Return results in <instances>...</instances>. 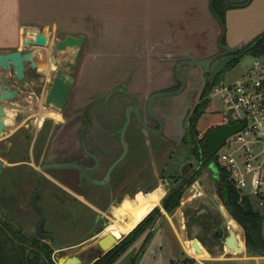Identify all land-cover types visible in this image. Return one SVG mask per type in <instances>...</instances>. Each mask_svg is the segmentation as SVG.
Here are the masks:
<instances>
[{
  "label": "flooded vegetation",
  "instance_id": "1",
  "mask_svg": "<svg viewBox=\"0 0 264 264\" xmlns=\"http://www.w3.org/2000/svg\"><path fill=\"white\" fill-rule=\"evenodd\" d=\"M35 46L41 48L40 57L42 53L45 56L43 63L38 67H31L30 63H26L22 79L16 78L13 69H4L0 66V89L2 80H5L9 89L17 91L16 97L9 102L20 98L31 102V99H39L38 94L44 93L43 102L46 105L45 95L54 83L58 70L63 69L61 64L66 63L73 56L69 51L54 52L56 59L54 63L50 58L51 48L47 50V46ZM83 49L84 43L76 55L73 68L63 69L65 76L72 77V85L61 108L46 105L51 107L54 111L53 115L60 116V119L50 121L47 128H45V122L40 123L36 136H31L32 123L20 125L28 129L25 136H19V139L24 141L22 152L9 146L12 141H4V156L7 160H16L8 162L9 167H7L0 159L4 164L0 174V221L18 231L20 238L35 236L47 243L52 249V260L55 264H57L55 260L57 252L73 247L75 240L85 239L95 232L101 223L108 222L107 216L111 208L121 203L126 197L133 198L138 189L148 191L151 184L156 179H163L167 171L174 176L170 187L183 186L185 181L189 180L198 169L196 154L193 152L192 161L174 164L172 160L169 165L173 155L172 151L168 154L169 146L174 145L178 148L179 145H183L188 147L190 152L198 146L199 152L203 154L204 150L200 148L199 140L208 131L202 136L198 134L195 137L192 121H197L195 128L197 130V124L202 115L198 119L196 115L202 110L207 100L210 101V93L217 79L216 76L211 82V72L205 71L204 66L198 64L195 65L191 74L180 77L185 83L180 93L189 87L188 91L191 94L182 117L174 116L176 109L179 110L177 108L179 105L173 104L168 99L176 95L154 99L151 104L152 115L147 110L148 96L144 109L139 112L147 117L146 121L145 119L143 121L152 128V131L140 125L135 115V106L132 103L127 105L123 111L124 123L128 107H130L131 119L124 136L127 144L125 152L121 140L122 128H117L114 124L122 97L106 96L102 91V84H99L101 82L99 79L94 89L85 84V77H88L85 74L88 72ZM10 50H16V48ZM210 56L212 55L203 59ZM173 81L174 84L163 89L165 92L177 91L181 88L182 83L177 78ZM86 82H88L87 79ZM124 94L129 99L134 95L131 91H125ZM132 121H135L138 126L135 135L128 133ZM40 133L45 135L42 142L44 146L36 150V143H34L35 149L30 152L29 146L24 147V145L30 144L34 137L37 142ZM175 150L174 148L173 151ZM64 162L80 165L84 174L73 167L41 169V166L46 163ZM32 163L34 165L39 163L40 166L37 168ZM208 177L212 181L209 175ZM164 179L167 180L166 177ZM41 181L43 186L36 196V204L44 212L45 222L40 235H55L59 245L66 246L58 250L54 248V238L42 239L37 234L41 217L32 205V198L40 188ZM78 207L82 208L77 210ZM73 208H76L75 215L79 217L77 222L72 220ZM192 218L193 221L191 223L187 221L186 224V227L191 230L190 233L191 227L195 225L200 229L197 236L204 247L218 246L222 239L221 230L225 227L219 212L204 209L202 214L193 215ZM203 238L206 239L204 243L200 241ZM97 246L98 248L87 251L84 259L77 256L82 260V264H85L90 257H94L95 260L100 257L101 248L98 243Z\"/></svg>",
  "mask_w": 264,
  "mask_h": 264
},
{
  "label": "crops",
  "instance_id": "2",
  "mask_svg": "<svg viewBox=\"0 0 264 264\" xmlns=\"http://www.w3.org/2000/svg\"><path fill=\"white\" fill-rule=\"evenodd\" d=\"M228 2L241 5L245 0ZM235 7L242 6H230L225 0H0V49L18 46L16 49L21 50L23 46L39 53L41 48L29 43L36 40L38 30L46 32L44 46L67 35H83L88 76L95 68L96 77L102 79L99 84L103 93L122 97L114 121L117 128H122L127 105L132 103L143 110L148 96L165 92L163 89L174 84V78L194 70L195 66L186 64L177 69L178 63L220 51L219 45L209 42L217 37L218 42L223 33L219 35L214 13L224 23ZM32 28L35 34L26 36ZM205 31L208 33L203 35ZM224 37L222 42L228 45ZM107 69L111 73L106 76L113 81L105 86ZM125 91H131L133 97L129 99ZM141 115L146 121L147 117ZM137 128L132 121L128 133L135 135ZM144 250L138 264L143 263ZM241 254L242 261H264V256H248L246 249ZM124 256L126 253L121 258Z\"/></svg>",
  "mask_w": 264,
  "mask_h": 264
},
{
  "label": "rangeland",
  "instance_id": "3",
  "mask_svg": "<svg viewBox=\"0 0 264 264\" xmlns=\"http://www.w3.org/2000/svg\"><path fill=\"white\" fill-rule=\"evenodd\" d=\"M231 1L238 2L240 0H231ZM247 1L248 0H245V3ZM217 21L218 23H216V25L219 30V35H221L223 29L225 30L224 32L225 43H228V45L231 46H234L236 44H241V46L247 45L264 31V0H250L248 4H245L242 7L231 8L227 16L224 18V23H222L219 20ZM35 32L36 30L32 28V29H28L27 33L25 34H27L26 36L28 35L32 36L33 34H35ZM205 33H208V31H205L203 35H205ZM217 38H214V40L211 39L213 40V42L212 41L209 42H211V44L214 45L216 44L219 45V43L217 42ZM17 47L18 46H8L3 49L1 48L0 51H7ZM50 48H51V44L49 43V45L47 46V50ZM20 49L28 50L27 47H23V46H21ZM34 53L37 54L38 52L35 51ZM41 55L43 56V54ZM254 58L256 57H253L250 54L241 55L238 58V61H236V63L231 62L230 64H228L217 75V79L232 80L236 78L237 76L240 75L242 71L247 69L253 63ZM92 70L93 71H91L92 74L90 75V77L89 76L85 77L84 80L85 84H87L88 86L96 85L97 83L96 81L97 79H99L96 78L97 72L95 71V68L94 69L92 68ZM104 73H105L104 76L109 75L111 73V70L107 69L104 71ZM0 75H1V71H0ZM85 75L87 76L88 74ZM106 77H105V86L106 85L108 86L113 81V78L108 76ZM86 79L88 80V82H86ZM169 82L171 81L169 80ZM188 88L183 93H180L173 97L170 96L168 98L173 104L179 105L177 107L179 108V110L176 109V113H174L175 117L176 116L182 117L183 112H185V110L187 109L191 97ZM41 94L40 95L38 94L39 99L37 98L31 99V102L25 100L24 98H20L19 100L17 99L15 101L7 102L4 104L7 112L6 129L5 132L2 135H0V159L6 164L7 167H9L8 162H12L13 160L16 159L7 160V157H5L3 154V150H4L3 143H5L4 141H8V140L10 142L12 141V143H10L9 146L16 151L22 152L24 141L21 138L19 139V136L21 135L22 137L25 136L27 134L28 129L25 126H20V125L22 124L25 125L26 123L28 124L32 123V126H30V129L32 130L31 136H36V130L40 129L39 126L41 125L40 123L45 122L46 125L45 128H47L50 121H58L60 119V116H57L55 114L53 115L54 111L51 107L44 105L43 102L44 93L42 95ZM209 100H210L209 102L207 100V105L205 107V110L197 124V130L199 132V136H202L206 131H210L216 128V124L219 121L218 105L214 104L213 106L211 97L209 98ZM44 137L45 135L43 136L40 133L39 140L37 142H35L36 138L34 137L33 139H31L30 144H26L24 145V147L29 146L28 150L30 152H33L35 146H36V150L39 147L44 146L42 145ZM34 143H36L35 146ZM174 148L176 149L175 151H173ZM171 151L173 152V155L171 157L169 165L171 164L172 160H173L172 163L174 164H180L185 161L193 160V152H190L188 147L179 145V147L177 148L174 145H170L168 154H170ZM33 166L38 168L40 164L39 163L35 165L33 164ZM167 172L163 176L164 178L166 177L167 180H165L164 178L160 180L156 179V181L151 184V187L147 189L148 191L143 190V192L149 193L156 190L157 188L159 189L161 188L164 191V195L162 197L163 199L169 193V191L174 188V187H170L172 183V178L174 176H171L170 173ZM167 183H170V185H167ZM139 191L140 189L137 190V192ZM211 197H213L218 202L221 209L224 211L226 215V222H227L226 224L228 225L229 228L235 231L238 245L243 248L242 253H245L246 247L242 236V229L233 219H231L225 207L221 204L220 199L215 192L213 181L209 179L207 173L205 172L204 174L200 175L194 180L193 185L190 184L189 186H184L181 204L172 214L166 213L165 210L160 206L164 217L162 216L159 217L156 220L155 224L151 227V229L147 230L148 232L153 228L152 237L146 238L147 232H145L129 248V250L126 252V256H124V258H120L119 261H116L115 264H138L140 258L144 254L145 251L144 249H146V254L143 257L142 264H264L263 260L253 261L251 259V260L242 261V258H244V254H238L235 251H230L229 249L225 248V246L222 243V240L220 241L218 246L215 247L212 246L209 248L206 246L204 247L203 244L201 243L203 251L201 252L195 251L192 245V239L190 240L188 238V234L190 233L191 230L190 228L188 229L186 227V224L188 222L191 223L193 221L192 218L193 215L198 216L202 214L204 212V209L215 211L216 213H218L217 208L215 207L214 203L211 200ZM0 203H1V183H0ZM79 208L82 207H78L77 210ZM75 209L76 208H73L72 210L73 212L71 213V216H72V220L77 222L79 217L75 215ZM260 211L264 213V208L261 209ZM110 219H111V215L109 214L107 216L108 223H110L111 221ZM32 221L34 220L32 219ZM78 222L80 223V220ZM104 228H105L104 224L101 223L95 232L91 233L86 237L87 239L85 238V239L75 240L73 242L74 244L73 247L64 251L57 252L55 255L56 258L55 260L57 261V264L60 263L64 264V261L70 258L71 256H79L84 259L87 251H89L90 249L98 248L97 240L100 237H102L104 234H106V233H101ZM191 229H192L191 232L192 236H197V233L200 232V229L197 228V226L195 225L191 227ZM128 234L129 233L125 235H117V236L121 237L119 239L122 240ZM227 235L228 232L226 230V236ZM197 240L199 241V239ZM104 253L105 252L101 250L99 256L104 255ZM186 257H190L194 259L193 263L189 261L185 262Z\"/></svg>",
  "mask_w": 264,
  "mask_h": 264
},
{
  "label": "water",
  "instance_id": "4",
  "mask_svg": "<svg viewBox=\"0 0 264 264\" xmlns=\"http://www.w3.org/2000/svg\"><path fill=\"white\" fill-rule=\"evenodd\" d=\"M225 2L230 5V6H243L245 4H248L250 0H248L246 3L241 4V5H235L232 3H229L228 0H225ZM214 13V11H213ZM215 17L220 21V18L216 13H214ZM225 30L223 29V33L221 37L218 40L219 43V49L220 51L207 59H197V60H185L177 65V69L181 64H186V65H193L195 66L196 64L200 66H204L205 71H210L211 72V82L216 78V76L231 62L237 60L239 58L237 51L241 47V45H236V46H229L224 43H222V37L224 35ZM45 35L46 32L43 30L37 31L36 32V40L35 41H30L29 43L31 44H36V45H44L45 41ZM85 41V37L83 35H78V36H73V35H67L63 39H58L56 43L52 46L50 49V58L52 61L55 63L56 59L54 57V52H71L73 54L72 58L68 60L66 63H62L61 67L65 70H71L74 65V61L76 59V55L78 51L80 50L82 44ZM43 54V53H42ZM40 60L38 61V59ZM45 56L40 57V53H34L33 51L24 49V50H7V51H0V66L3 67L4 69H13L15 71L16 78L22 79L24 77V68L26 63H30L31 67H38L40 64L43 63ZM63 69H59L57 76L54 80V83L52 84L50 90L48 93L45 95V104L46 105H53L56 108H61L62 104L64 103L66 96L69 93V90L72 85V77L70 75L65 76L64 73L65 71ZM181 83L182 86L180 89L177 91H168V92H156L152 94L149 99H148V113L152 115L151 113V104L154 101V99L161 97V96H166V95H177L179 94L183 88H184V81L182 78L178 77L177 78ZM17 95V91L15 89L11 90L9 89V85L5 82V80H2V88L0 89V135L4 133V129L6 127V109L4 104L11 101L14 99ZM135 115L140 123V125L148 130L152 131V128L146 124L145 121H143L142 115L140 114L139 110L135 107ZM131 115H130V107H128L126 111V121L122 127L121 130V140L123 147L127 149V144L124 139L125 132L127 130V127L130 123ZM242 128V124H232V125H222L219 127H216L206 133V141H207V150L211 156H214L216 152L223 146L225 140L232 134H234L237 130ZM4 164L2 161H0V174L2 173ZM52 167H57V168H66V167H73L77 168L82 174H84L83 169L80 165L76 163H69V162H64V163H46L41 166V169H46V168H52ZM113 168V166H112ZM43 186V182L41 181L40 188L36 191L32 198V205L34 209L39 213L41 217V223L38 228L37 234L40 238H54L55 239V244L54 248L55 249H60L66 247L60 246L59 245V240L55 235L48 234V235H40L42 227L45 222V215L42 209L36 204V196L38 192L41 190ZM212 202L214 203L215 207L217 208L219 214L223 218V222L225 227L222 228L221 230V235H222V243L225 246V248L229 249L230 251H235L238 254H241L243 252V248L238 245L237 242V237L236 233L234 230L228 227L226 224V217L224 212L222 211L220 205L218 202L211 197ZM109 225L108 222L104 223V226L107 227ZM17 226V225H15ZM34 230V227L32 228V231ZM226 230L228 232V235L226 236ZM119 238H116L114 235L111 233H108L102 237H100L97 241L99 247L101 248L102 251L107 252L111 248H113L116 244L119 242ZM192 245L195 249V251L201 252L203 251L202 248L200 247L199 241L197 239H192ZM29 253V250L27 251ZM94 257H90L87 259L85 264H92L94 262ZM44 260H40V264H42ZM64 264H82V260L77 257L73 256L72 258H68L64 261Z\"/></svg>",
  "mask_w": 264,
  "mask_h": 264
},
{
  "label": "trees",
  "instance_id": "5",
  "mask_svg": "<svg viewBox=\"0 0 264 264\" xmlns=\"http://www.w3.org/2000/svg\"><path fill=\"white\" fill-rule=\"evenodd\" d=\"M221 15V14H220ZM238 56L250 54L253 57L264 56V31L247 45L241 46L237 51ZM237 60L233 61L236 63ZM218 79L215 80L214 84ZM213 84V85H214ZM202 110L196 115L198 119ZM193 122L194 136L199 132L195 129L196 122ZM200 148L203 154L199 152L198 146L192 149L198 158V169L186 180L183 186L175 187L162 199L161 204L156 206L148 215H146L128 235L118 242L113 248L100 256L93 264H115L129 248L155 224L159 217H164L161 207L166 213L172 214L181 204L184 186H189L194 180L205 172L208 173L213 181L215 192L218 195L221 204L225 207L227 213L242 229L246 252L248 256H264V213L254 208L248 198H242L229 179L226 170L216 164V157L211 156L206 148V136L199 140ZM209 165L213 166L210 167ZM161 206V207H160ZM153 233L149 230L146 238H151ZM199 236L188 234L189 239H198ZM203 243L206 239H200ZM29 250V253L27 252ZM211 252V251H210ZM55 264L52 260V249L45 242H42L35 236L19 237L18 231L12 226L0 221V264ZM192 258L186 257L185 262L193 263Z\"/></svg>",
  "mask_w": 264,
  "mask_h": 264
},
{
  "label": "built area",
  "instance_id": "6",
  "mask_svg": "<svg viewBox=\"0 0 264 264\" xmlns=\"http://www.w3.org/2000/svg\"><path fill=\"white\" fill-rule=\"evenodd\" d=\"M210 97L222 125L242 124L214 155L242 198L264 208V56L232 80H217ZM211 103V104H212Z\"/></svg>",
  "mask_w": 264,
  "mask_h": 264
},
{
  "label": "bare ground",
  "instance_id": "7",
  "mask_svg": "<svg viewBox=\"0 0 264 264\" xmlns=\"http://www.w3.org/2000/svg\"><path fill=\"white\" fill-rule=\"evenodd\" d=\"M163 195V189L157 188L149 193L139 191L133 198H124L120 204L112 207L110 212L111 221L101 233H111L116 238H121L117 235H125L129 233L142 220V218L159 205Z\"/></svg>",
  "mask_w": 264,
  "mask_h": 264
}]
</instances>
